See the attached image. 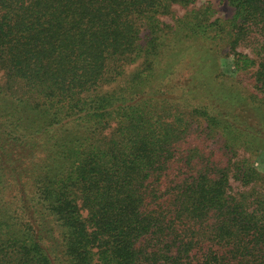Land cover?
Wrapping results in <instances>:
<instances>
[{
  "label": "trees",
  "instance_id": "trees-1",
  "mask_svg": "<svg viewBox=\"0 0 264 264\" xmlns=\"http://www.w3.org/2000/svg\"><path fill=\"white\" fill-rule=\"evenodd\" d=\"M197 2L0 0V264H264V0Z\"/></svg>",
  "mask_w": 264,
  "mask_h": 264
},
{
  "label": "rangeland",
  "instance_id": "rangeland-1",
  "mask_svg": "<svg viewBox=\"0 0 264 264\" xmlns=\"http://www.w3.org/2000/svg\"><path fill=\"white\" fill-rule=\"evenodd\" d=\"M206 0H198L196 3V6H201L204 4ZM215 12H213L214 16H212L211 20L216 19L217 17H220L221 19H225L227 17H230L233 14V10L228 5H224L219 3V1H215ZM186 12L185 9L180 7H175V11L171 16L164 15L162 18L166 22H177L180 21L182 15H184ZM210 40V39H209ZM199 43L196 44H188L183 49H180L178 52L173 53L172 55L168 56L166 58L165 63L168 65L171 62H177L175 65L176 71L174 74L170 76L171 81H176L178 83H185L189 79H191L194 75H192L194 67H197V62L194 64H191V57H205L204 61L208 67H212V69L215 68L214 65H216L215 61H211L212 57L214 56L213 45L206 40L204 37H200L198 39ZM219 49H222L218 47ZM246 52H248L250 49L246 48ZM222 56L218 57V66L221 73L228 78V80H231L229 76L231 77L233 75V66L231 61L234 59V54H224L227 52L223 49ZM181 57V61L178 60L179 56ZM211 57V58H210ZM215 57V56H214ZM210 58V60H209ZM210 61V62H209ZM181 63V64H179ZM203 63V62H202ZM133 67V66H132ZM132 69V68H131ZM254 102L258 103L260 102V98L255 97ZM263 109H264V101H263ZM255 160V165L257 168L264 173V144L260 145L256 148V150L252 153L251 156Z\"/></svg>",
  "mask_w": 264,
  "mask_h": 264
}]
</instances>
